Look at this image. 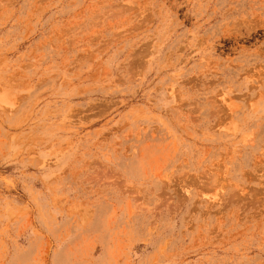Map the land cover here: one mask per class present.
I'll return each mask as SVG.
<instances>
[{"label":"rangeland","instance_id":"1","mask_svg":"<svg viewBox=\"0 0 264 264\" xmlns=\"http://www.w3.org/2000/svg\"><path fill=\"white\" fill-rule=\"evenodd\" d=\"M0 264H264V0H0Z\"/></svg>","mask_w":264,"mask_h":264}]
</instances>
